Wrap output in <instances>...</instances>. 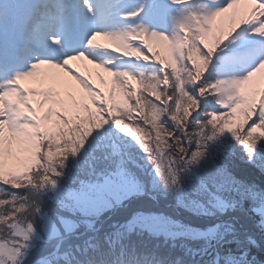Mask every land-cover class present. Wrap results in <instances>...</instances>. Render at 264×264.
Instances as JSON below:
<instances>
[{
    "label": "rangeland",
    "instance_id": "rangeland-1",
    "mask_svg": "<svg viewBox=\"0 0 264 264\" xmlns=\"http://www.w3.org/2000/svg\"><path fill=\"white\" fill-rule=\"evenodd\" d=\"M90 4L94 9V15L89 14L82 0H0V46L5 50L14 48L18 57L14 66L8 69V74L0 76V84H4L5 89L8 87L7 80L12 78L16 71L23 73L30 70L31 63L36 62L37 56L41 54L42 50L39 45L50 44L51 37L61 41V46L57 48L58 58L66 53L72 54L85 50L89 54V58L95 62V64L84 67L79 72V79L72 77L73 83L68 87L58 88L54 84H49L31 93L33 97L39 98L37 108L31 110L32 116L19 120L24 131L16 134L14 139L25 152L33 156L39 149L40 138L47 131L49 133L51 130V133L58 135L60 125L71 126L74 117L81 122L85 119V110L81 105L87 103L92 109L93 105L91 106L90 103H98L106 109L105 112L108 115H111L115 108H125L126 104L130 102V98H128L129 88L136 98L139 95V85L150 90L151 85L167 84L169 73L178 77L180 71L178 57L187 50L182 48L186 44L185 42L177 43V41L182 40L180 34L185 36V33L190 31V48L188 51H191L192 40L200 31L199 24L192 21L190 16H203L218 10L220 7L226 6L227 0H186L185 3L175 6H171L170 0H90ZM141 6H143L144 11L140 16L132 20L123 18L125 13ZM261 7L263 8V6ZM70 8L74 9L75 13H69ZM44 9L46 13L40 16V10L44 11ZM76 19L79 20L80 25L74 33L75 27L72 23L77 21ZM34 20L39 21V23L33 27ZM185 23L187 28L181 31L180 25ZM141 26L149 33L155 31L158 34H165L173 41L174 47L167 67L153 61L140 60L138 56L134 55L138 51L136 44L139 40L133 29H139ZM93 32L114 33L119 39L98 41L102 44L94 46L95 49H85L86 41ZM10 35H12V42L7 37ZM69 40L71 41L69 42ZM104 44H111V47H105ZM237 45L240 46L238 49H232ZM191 60L194 65L198 66L200 57L196 53H192ZM260 62H264V38L254 34L249 26L241 25L231 37L224 41V46L217 49L211 65L217 66L215 67L218 71L217 78L240 79L258 66ZM88 63L86 59H81L73 66L79 69L81 65ZM146 63L160 66V70L163 71V79L160 82L150 81L152 84L147 86L145 85L147 83L144 84L132 77L131 72L135 73L134 68H140L142 64L145 65ZM118 70L126 73L124 80L126 84L121 83L122 89L119 92L115 88ZM208 70L205 74H208ZM45 71L50 70H41L42 74ZM132 80L137 83L134 85ZM261 81L258 95L264 94V74L261 76ZM207 90L204 95L207 96L205 98L211 104L209 100H213V97L208 96ZM216 95L224 101H229L230 94L223 89H218ZM233 99L240 108L247 102L245 98L239 95L238 88ZM0 104L3 105V110L7 114L11 102L0 101ZM11 106L13 110L18 111L19 101ZM212 106L218 107L215 103ZM81 108L84 111H81ZM25 111L28 110L25 109ZM56 112L59 114V118L54 117L52 121L51 118ZM51 114L52 117L49 118ZM235 114L233 113V115ZM91 118L93 117L91 116ZM4 123L5 121H0V180L18 181L23 177L12 171H4V161L7 154L3 136ZM52 123L55 126L50 128L49 125ZM223 137H225L224 134ZM164 176L166 175L164 174ZM127 180H119L116 175H109L100 182L98 191H86L88 193L84 200L86 214L79 213L86 219L79 221V223L84 224V227L87 226L89 222L87 215L92 211H98L100 218L108 216L110 212L124 206L131 196L143 192L141 187L164 191L165 193L157 194V197H160L161 202L170 206V195L175 194V191L166 188L161 175L155 171L139 179L129 178ZM92 193H95L93 197L91 196ZM198 197L202 200L199 199L194 202L196 206L194 211L201 213L200 217H181L172 210L173 207L163 205V208L157 209L152 203L141 201L131 204L130 209L125 210L123 216L117 222H112L111 225L117 229L122 227L129 229V222L134 218H139L132 229H143L152 235L171 238L185 237L199 239L201 243L207 242L210 236L216 233V228L207 222L209 220L207 216L213 220L222 218L233 224L230 219L232 213L218 200L211 199L212 202L207 198ZM72 224L71 231L76 232V221H72ZM91 226L90 229L94 228L93 225ZM25 228L27 227L21 226L20 228L13 225L12 229L15 232L8 243L0 242V264H55L48 260V257L57 252L63 240L44 239L43 236H35L34 232L31 233ZM56 231V227L53 228L52 226L46 231V234L52 235ZM25 235L29 239L25 240ZM203 249H208L206 244H204ZM224 259L222 257L217 258L216 264H229L223 263V261L227 262Z\"/></svg>",
    "mask_w": 264,
    "mask_h": 264
},
{
    "label": "trees",
    "instance_id": "trees-1",
    "mask_svg": "<svg viewBox=\"0 0 264 264\" xmlns=\"http://www.w3.org/2000/svg\"><path fill=\"white\" fill-rule=\"evenodd\" d=\"M182 48L187 49L185 46ZM180 58L181 56L178 57L179 75L175 77L169 73L167 84L151 85L150 81L157 83L163 79V71L157 67H148L139 72L138 78L144 84L147 83L145 85H151V88L145 89L140 85L137 100L129 88L130 102L125 108H115L111 115L107 114V119L106 109L95 104L92 114L88 108L85 109V119L82 122L73 123L70 128L60 125L58 135L52 134L50 138L41 141H48L55 144L58 150H63L67 145L73 144L74 139L78 141L86 128L104 125L100 129H94L87 139H91L98 132L106 133L109 140L105 149L88 158L77 157L76 179L83 182L85 191H98L100 182L109 175H116L119 180L142 178L154 173L155 165L159 164L163 175H168L169 170L174 168L181 178L184 176L179 183V191L172 190L175 194L172 193L173 197L170 195V206L157 197V194L165 193L164 191L141 187L143 192L131 197L126 203L127 206L108 214L107 218L101 219L98 211L90 212L87 215L89 222L85 227L79 221L86 217L78 212L67 216L56 205L51 210L55 222L41 226L36 220V209L42 206V197L28 189L12 187L17 181L3 180L4 183H0V242L8 243L15 232L13 225L20 228L25 226L28 230L29 224H34L38 230L41 227L43 229L39 234L34 232L35 236L63 240L55 255L49 258L55 264H85L99 251L108 254L107 264H112L114 256L119 259L128 256L130 260L127 264H216L219 257L227 261L223 263L234 259L239 264H264V225L261 223L264 217L253 211L252 202L242 199L240 194L242 186L264 192V153L258 152L255 159L249 162L243 149L230 136L223 137V133L219 131V121L224 119L223 116H213L214 124L203 122V113L218 110V107L201 98L200 112L194 114L199 117L200 122H189V131L192 132L189 139L198 142L208 155L201 167L194 170L195 175H186L178 152L179 145L172 138V132H176V135L179 132L170 117L175 115L183 118V109L188 106L187 97L194 94L195 90L188 89L191 74L180 62ZM118 72L115 82L117 92L122 89L121 83H125L126 79V73ZM217 72V69H212L205 77L215 81ZM199 75L197 72V76ZM206 90L201 91L204 93ZM54 117L57 116L53 115L52 121ZM108 119L114 120L115 124H107ZM180 126L182 130L183 119L180 120ZM217 169L222 170L224 175H217ZM209 177H215L214 181H210ZM202 181L207 182L206 186ZM91 196L93 197V193ZM198 196L210 201L218 200L232 213L230 219L233 224L222 218L213 220L207 216V222L216 228V233L207 242L201 243L199 239L185 237L152 235L143 229H117L111 225L123 216V212L131 204L141 201H148L157 209L163 208V205L173 207L172 210L181 217H200L201 213L194 211V202L201 199ZM56 215H65L66 218L76 221V232L67 230L55 220ZM91 225L93 229H90ZM52 226L57 231L47 235L46 231ZM203 243L208 247L207 250L203 249Z\"/></svg>",
    "mask_w": 264,
    "mask_h": 264
},
{
    "label": "snow or ice",
    "instance_id": "snow-or-ice-1",
    "mask_svg": "<svg viewBox=\"0 0 264 264\" xmlns=\"http://www.w3.org/2000/svg\"><path fill=\"white\" fill-rule=\"evenodd\" d=\"M82 2L88 9L89 14L94 15L90 0H82ZM170 2L181 5L186 0H170ZM261 6H264V0H240V2L227 0L226 6L220 7L218 10L211 11L203 16H190L192 21L199 24L200 31L192 40L191 51L185 50L180 62L192 74L188 89H194L195 91L194 94H189L187 97L188 106L183 109V118L175 115L170 117L176 131L179 132V135L172 132V138L179 145L178 152L186 175H195L194 170L201 167L202 162L208 155L206 149H203L198 142L189 139L192 135V132L189 131V122H200L199 117L194 114L200 112L201 98L207 97L201 91L202 89H208V96L213 97L215 104L218 105V110L203 113V122L214 124L213 116H223L224 119L219 121L221 125L219 131L224 136H230L243 149L245 155L249 158V162L255 159L258 152L264 153V94H257L261 88L264 62H260L258 66L240 79L217 78L215 81H210L205 77L217 49L241 25L249 26L254 34L264 38V14H260L264 13V8ZM143 11L144 8L141 6L125 13L123 18L135 19ZM186 28V23L180 25L181 31ZM133 31L139 40L136 44L138 51L134 55L138 56L140 60L153 61L167 67L174 47L173 41L165 34H158L155 31L149 33L142 26L139 29H133ZM115 39H119V37L114 33L93 32L86 41L85 49H95L94 46L102 44L98 41L105 42ZM60 46L61 41L58 38L51 37L50 44L39 45L42 50L41 54L37 56L36 62L31 63L30 70L23 73L16 71L15 75L7 80L8 87L6 89L4 84H0V101L11 102V105H15L19 101V110H13L10 105L7 114L3 110V105L0 104V121H5L3 136L7 150L4 171H12L23 177L12 184V187L28 189L29 192H34L42 197V206L36 209V220L41 226L55 222L51 215L53 205L63 209L67 216L77 212L86 214L84 200L88 193L82 187L83 182L76 179L78 175L76 171L77 157L88 158L97 152L103 151L109 140L106 133L101 132L91 136V139H87L94 129H100L104 126L98 124L93 128H86L78 141L74 139L73 144L67 145L63 150H58L55 144L44 141L33 156L25 152L14 139L16 134L24 131V128L19 124V120L32 116L31 110L37 108L39 98L31 95L34 90L49 84H54L58 88L68 87L73 83L72 77L79 79V72L84 67L95 64L85 50L72 54L66 53L58 58L57 48ZM104 46L111 47V44H104ZM192 53H196L200 57L198 66L194 65L191 60ZM17 59L14 48L5 50L0 46V76L8 74V69L14 66ZM81 59H86L89 63L81 65L77 69L73 65ZM41 70L50 71H45L42 74ZM197 72L200 74L199 76H197ZM37 77L40 78L36 79ZM132 83L135 85L137 82L132 80ZM237 88L239 95L247 101L242 108L237 106L233 99ZM218 89L229 92V101H224L216 95ZM25 109L28 111H25ZM233 113L236 114L233 115ZM105 117L107 119V113H105ZM181 119H183L182 130L180 126ZM107 124L114 125L115 121L108 119ZM49 127L51 128L53 125L50 124ZM173 163H175V160H173ZM155 171L158 175H161L166 188L179 191V183L184 176L181 178L174 168L170 169L169 174L164 176L159 164L155 165ZM216 172L217 175H224L220 169H217ZM214 179L215 177H209L210 181H214ZM0 183H4L3 180H0ZM201 183L204 186L207 184L205 181ZM240 194L242 199L252 202L253 211H257L264 217V192L242 186ZM55 220H58L67 230H71L73 227L72 220L66 218L65 215H56ZM138 220L139 218H134L129 222V230L137 224ZM261 223L264 225V219ZM28 230L31 233L36 232L39 234L43 229L41 227L38 230L34 224H29ZM24 239L27 240L29 237L25 235ZM107 255V253L99 251L96 256L87 260L85 264H107ZM229 264H239V262L233 259Z\"/></svg>",
    "mask_w": 264,
    "mask_h": 264
},
{
    "label": "bare ground",
    "instance_id": "bare-ground-1",
    "mask_svg": "<svg viewBox=\"0 0 264 264\" xmlns=\"http://www.w3.org/2000/svg\"><path fill=\"white\" fill-rule=\"evenodd\" d=\"M7 37H9V36H7ZM10 40H11V38H10Z\"/></svg>",
    "mask_w": 264,
    "mask_h": 264
}]
</instances>
